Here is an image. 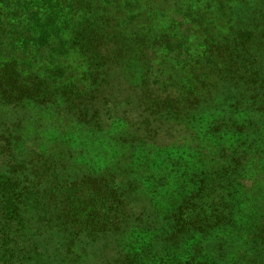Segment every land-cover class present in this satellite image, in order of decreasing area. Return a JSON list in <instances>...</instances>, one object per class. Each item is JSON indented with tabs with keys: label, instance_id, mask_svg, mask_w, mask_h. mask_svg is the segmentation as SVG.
I'll return each instance as SVG.
<instances>
[{
	"label": "trees",
	"instance_id": "16d2710c",
	"mask_svg": "<svg viewBox=\"0 0 264 264\" xmlns=\"http://www.w3.org/2000/svg\"><path fill=\"white\" fill-rule=\"evenodd\" d=\"M122 76L147 134L181 127L222 162L170 170L119 135L136 150L101 174L73 169L68 132L26 146L34 111L92 141ZM98 242L114 264H264V0H0V264H84Z\"/></svg>",
	"mask_w": 264,
	"mask_h": 264
},
{
	"label": "rangeland",
	"instance_id": "374dc122",
	"mask_svg": "<svg viewBox=\"0 0 264 264\" xmlns=\"http://www.w3.org/2000/svg\"><path fill=\"white\" fill-rule=\"evenodd\" d=\"M124 77V78H123ZM122 80V81H121ZM121 80L115 81V79L110 78L107 83L103 84L105 91V98L99 99L97 102V108L99 110V123L101 126V131L96 132L92 135V141L87 139L84 134L85 132L81 130V127L75 126L69 122L59 121L60 117H52L44 123V120L35 121V117L39 116L38 111L20 113L19 117H23L22 121L26 122L29 120L28 126L24 124V132L27 137L26 146L37 147L40 146V140L37 137L50 136L51 134H58L62 132H68L74 143L78 145L77 141H85L86 144L76 146V151H85V157L80 158L78 154V160L72 164L74 170L81 167V169L87 168L86 165L90 166V162H93L97 167H99V172L101 174H107L105 172L113 171L115 168H124L126 163L118 160L124 156H129L132 150H141L142 152H147L152 155L155 154L156 157H164L166 159L163 162L168 164L166 168L171 170L172 166L182 165L189 166L195 174L200 172V170L206 171L210 170L211 166L217 162L220 164L224 158H221V152H217L212 148L201 147L195 141L189 133H187L183 128L167 125L157 132H153L152 135L147 134L146 126L150 127V119L144 118L142 113L136 108L132 94L133 92L127 91L126 82H128L125 76H122ZM120 81V82H119ZM151 82V79H149ZM7 112L8 109L1 110ZM47 113V112H46ZM45 113V115H47ZM148 125H146V122ZM49 123L51 125H49ZM165 128L167 130H165ZM145 129V131H144ZM89 133V132H88ZM134 136V139H140V144L136 149L135 147H128L130 150L124 149L120 150L114 145L110 139L117 136ZM36 137V138H35ZM115 139V138H114ZM114 141V140H113ZM87 151V153H86ZM166 156V157H165ZM116 157L117 159H114ZM87 159V162L81 160ZM153 164H157L156 160H153ZM161 166V163H158ZM170 165V167H169ZM210 168V169H209ZM166 173L167 169L162 170ZM77 173H82L77 171ZM122 173V172H120ZM118 174V172H117ZM165 175V174H164ZM244 190L252 189L250 179L243 182ZM136 231V230H135ZM97 244V246H95ZM95 246V247H94ZM103 246H107L103 248ZM114 244L111 242L105 244L103 242H98L89 249V254L85 256L84 264H114L116 259L119 257L117 250L113 248ZM106 249V250H104ZM94 252V253H93ZM180 263L181 261L178 260Z\"/></svg>",
	"mask_w": 264,
	"mask_h": 264
}]
</instances>
